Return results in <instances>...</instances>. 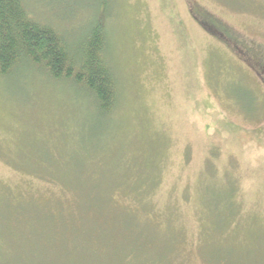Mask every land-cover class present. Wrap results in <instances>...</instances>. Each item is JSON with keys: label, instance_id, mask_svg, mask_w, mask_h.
I'll return each instance as SVG.
<instances>
[{"label": "rangeland", "instance_id": "rangeland-1", "mask_svg": "<svg viewBox=\"0 0 264 264\" xmlns=\"http://www.w3.org/2000/svg\"><path fill=\"white\" fill-rule=\"evenodd\" d=\"M22 2L71 42L102 19L118 99L101 118L36 66L0 77V192L106 190L130 206L140 246L132 259L102 255L112 264L152 260L164 244L148 235L175 246L170 264H264V86L216 36L264 63V0ZM2 252L0 264L20 260Z\"/></svg>", "mask_w": 264, "mask_h": 264}, {"label": "trees", "instance_id": "trees-1", "mask_svg": "<svg viewBox=\"0 0 264 264\" xmlns=\"http://www.w3.org/2000/svg\"><path fill=\"white\" fill-rule=\"evenodd\" d=\"M237 46L246 49L250 59L260 60L259 54ZM233 49L243 58L244 62H240L258 77L238 48L232 47L234 52ZM110 50L102 19L91 24L77 42H71L52 26L30 17L22 0H0V77L7 76L20 64L36 66L49 78L72 84L88 98L93 113L104 118L113 115L118 99ZM58 186L69 192L70 201L63 197L15 200L0 192V203L3 202L0 207H5L0 214V250L7 255L17 252L20 260L16 263L14 260V264H112L102 255H126L132 259L139 252L134 221L123 211L130 206L122 208L111 201L106 190L98 194L96 190ZM111 224L117 228L110 230ZM148 238L159 249L164 246L160 252L151 251L152 260L142 262L170 264L175 246L167 236L160 240L150 235Z\"/></svg>", "mask_w": 264, "mask_h": 264}, {"label": "flooded vegetation", "instance_id": "flooded-vegetation-1", "mask_svg": "<svg viewBox=\"0 0 264 264\" xmlns=\"http://www.w3.org/2000/svg\"><path fill=\"white\" fill-rule=\"evenodd\" d=\"M208 24H210V25H212V26H215V27H217V28H219L214 22H208ZM216 28V29H217ZM215 29V30H216ZM221 29V28H220ZM217 31L218 32H216V33H218V35L216 34V36L218 37V38H221V39H223L224 40V44L225 45H227V46H229L231 49H232V47H231V45H229V43L226 41L227 40V38H228V35L224 32V30L223 29H221V31H219L218 29H217ZM222 36V37H221ZM236 48H238V51H239V53L245 58V60L246 61H249V65L253 68V70L257 73L256 75L259 77V79L262 81V84H263V86H264V63L262 62V60H261V58H260V60H258V59H256V61H255V59L254 58H252V59H250V57H249V55H248V53L246 52V49L245 50H243L242 48H239V46H236ZM246 58H248V59H246ZM251 61H252V63H251ZM262 69V70H261Z\"/></svg>", "mask_w": 264, "mask_h": 264}]
</instances>
